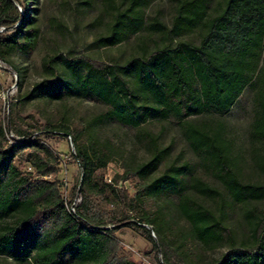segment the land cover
<instances>
[{"label": "trees", "instance_id": "1", "mask_svg": "<svg viewBox=\"0 0 264 264\" xmlns=\"http://www.w3.org/2000/svg\"><path fill=\"white\" fill-rule=\"evenodd\" d=\"M22 1L25 4L18 13L13 0H0V61L12 68L18 85L20 70L7 56L12 51L29 54L37 37L31 15L35 9L29 4L38 0ZM149 1L127 0L123 10L114 11L106 33L93 45L111 48L144 29L149 36H157L159 43L153 42L148 49L138 38V53L113 67L82 58L47 56L42 61L46 78L26 97L50 101L81 97L105 106L80 129L59 124L38 132L49 128L71 139L81 174L76 193L83 199L74 213L65 207L54 182L31 179L15 165L18 158L44 176L55 171L53 155L31 139L32 134L22 133L7 145L0 126V257L17 264H137L124 253L114 230L96 227L87 218V198L104 197L103 187L95 182L96 173L117 156L112 143L98 138L96 130L116 122L141 132L148 159L122 167L123 181L137 180L132 197H120L107 184L104 188L134 214L123 219L126 226L142 230L151 241L146 228L154 233L159 241L154 249H163L165 264H191L185 243L206 251L226 244V253L213 264H264V0H221L213 13V0H175L170 27L156 19L145 23L143 8ZM194 34L197 42L182 40ZM248 87L253 90L252 163L263 178L260 182L242 179L221 120ZM150 118L176 121L201 170L220 184L222 192L194 176L188 162L169 163L156 174L170 146L159 145V134L142 131ZM162 197L173 200L188 226L186 232L175 235L159 204ZM229 205L241 209L246 227L240 247L227 222Z\"/></svg>", "mask_w": 264, "mask_h": 264}, {"label": "rangeland", "instance_id": "2", "mask_svg": "<svg viewBox=\"0 0 264 264\" xmlns=\"http://www.w3.org/2000/svg\"><path fill=\"white\" fill-rule=\"evenodd\" d=\"M221 0H213L210 12L213 13ZM18 13L22 11V0H13ZM127 0H38L35 4H29L35 9L32 17L35 20L37 30L36 42L29 54L12 51L7 60L20 70V85L16 84L14 90H10L12 74L14 71L7 64H1L0 72V126L5 133H11L18 138L22 133L32 134L31 139L47 149L55 158L54 172L40 175L36 168L28 162L15 159V165L19 171L31 179H41L54 182L60 192L65 207H70L76 202L75 207L82 204L79 190L81 174L80 168L73 156V147L66 136L57 131H49L38 134L40 129L48 126L51 129L59 124H64L71 129L82 128L89 120L105 110L100 102L81 97H72L63 101H50L46 98L30 95L34 85L45 79L42 69V61L47 56H61L67 59L82 58L94 65L113 67L122 65L126 60L138 53V41L143 39L148 49L153 47V42L159 43L157 36L148 35L144 29L138 36L128 41L111 47L97 48L94 40L106 33L116 9L123 10ZM175 0H151L143 8L145 23L156 19L160 23L170 27L174 15ZM12 17L16 16L13 12ZM2 31V30H0ZM182 40L197 42L196 35L184 36ZM18 80V79H17ZM8 91V94L7 92ZM2 93L6 94L9 102V111H5V105L1 99ZM253 90L246 88L242 96L231 111L221 119L227 133L233 143V155L238 162V170L242 179L251 182L263 181V178L255 170L252 163L251 144L249 139L250 123L252 120ZM10 119V122H9ZM10 123V124H9ZM50 129V130H51ZM142 131L151 134H159V145L170 146L168 158L160 165L156 174H159L169 163L188 162L191 165L192 174L207 182L210 186L222 192L220 184L204 173L199 166V159L191 152L174 119L161 121L150 118L143 125ZM141 133V132H140ZM136 129L122 126L116 122L106 123L98 127L96 134L101 140H108L116 148L117 156L107 167L96 173L95 182L103 187L104 197L89 196L87 202L89 210L88 221L99 228L114 230V236L118 239L124 253L137 264H165V252L163 249H154V243L159 245L155 235L146 238L140 229L126 226L123 220L126 216L133 217V213L126 211L120 199L104 188V184L110 185L119 196L132 197L137 186V180L130 178L122 180L123 165L125 163H140L148 159L145 143L141 140ZM6 140V144L10 143ZM14 143V141H12ZM108 198L104 201V198ZM159 204L164 207L165 214L170 220L172 230L186 232L187 224L178 216L173 200L162 197ZM227 222L236 236V246L246 235V227L241 217V209L229 205L226 208ZM146 229L150 230L149 227ZM176 240L179 237L175 238ZM186 256L191 264H213L227 251L226 244L206 251L202 247L192 243H185ZM0 264H17L16 262L0 257Z\"/></svg>", "mask_w": 264, "mask_h": 264}, {"label": "built area", "instance_id": "3", "mask_svg": "<svg viewBox=\"0 0 264 264\" xmlns=\"http://www.w3.org/2000/svg\"><path fill=\"white\" fill-rule=\"evenodd\" d=\"M1 64H2V61H0V72H1V69H2V68H1ZM11 82H12V84H11V86H10V90H14L15 87H16V84H17V76H16L15 73L12 74ZM6 92H7V94H8V91H6ZM1 99L3 100V103H4V105H5V111L8 112V111H9V102L6 101V94H3V93H2V97H1ZM5 138L7 139V141H8L10 144H12V141H14V139H15L16 137H14L11 133H9V134L5 133ZM16 139H17V138H16ZM66 140L69 141V143H70V145H71V148H72L73 146H72V142H71L70 137H69V136H66ZM76 202H78V201H75V203H73L70 207H66L67 210H68L70 213H74V212H75V205H76ZM149 231H150V233L152 234V236H154V233H153L151 230H149Z\"/></svg>", "mask_w": 264, "mask_h": 264}]
</instances>
